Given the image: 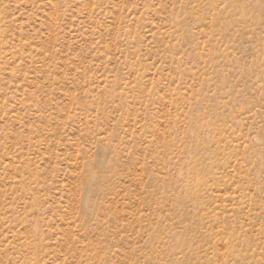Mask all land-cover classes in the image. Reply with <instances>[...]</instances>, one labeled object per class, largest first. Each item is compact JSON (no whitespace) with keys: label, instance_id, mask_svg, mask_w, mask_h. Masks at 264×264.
Here are the masks:
<instances>
[{"label":"rangeland","instance_id":"obj_1","mask_svg":"<svg viewBox=\"0 0 264 264\" xmlns=\"http://www.w3.org/2000/svg\"><path fill=\"white\" fill-rule=\"evenodd\" d=\"M0 264H264V0H0Z\"/></svg>","mask_w":264,"mask_h":264}]
</instances>
